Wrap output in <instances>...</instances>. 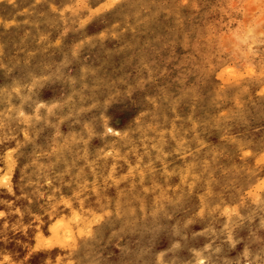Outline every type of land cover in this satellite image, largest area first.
I'll return each mask as SVG.
<instances>
[{"label":"rangeland","instance_id":"1","mask_svg":"<svg viewBox=\"0 0 264 264\" xmlns=\"http://www.w3.org/2000/svg\"><path fill=\"white\" fill-rule=\"evenodd\" d=\"M203 263L264 264V0H0V264Z\"/></svg>","mask_w":264,"mask_h":264},{"label":"bare ground","instance_id":"2","mask_svg":"<svg viewBox=\"0 0 264 264\" xmlns=\"http://www.w3.org/2000/svg\"><path fill=\"white\" fill-rule=\"evenodd\" d=\"M38 117H39V116H38ZM107 128H108V127H107ZM113 132H114V131H113ZM114 133H115V132H114ZM23 134H24V132H23ZM115 134H117V133H115ZM124 134H125V133H124ZM109 152H110V151H109ZM105 154H106V153H105ZM7 155H9V154H7ZM35 155H37V154H35ZM181 156H182V155H181ZM11 162H12V161H11ZM9 163H10V162H9ZM11 167H12V166H11ZM6 175H7V173H6ZM142 175H143V174H142ZM6 177H8V176H6ZM6 177H5V178H6ZM183 179H184V178H183ZM47 181H48V180H47ZM6 182H7V181H6ZM63 201H64V200H63ZM67 202H68V201H67ZM106 212H107V211H106ZM76 214H77V213H76ZM76 214H74V215L76 216V219H77L78 217H77ZM95 214H96V213H95ZM74 215H73V217H74L73 219H75V216H74ZM69 219H70V218H69ZM76 219H75L74 221H76ZM61 220H62V219L60 218L59 221H61ZM78 220H79V219H78ZM80 220H81V219H80ZM76 222H77V221H76ZM63 223H64V221H63ZM63 223H61V224L63 225ZM84 223H85V222H84ZM61 224H60V223H59V224L57 223V225H55V223H54L53 225H55L54 228H55V227L57 228L58 225L60 226V227L58 226L60 229H63L64 227H65V229L67 228V226H65V224H64L63 226H62ZM76 224H77V223H76ZM87 224H88V223H87ZM61 226H62L63 228H61ZM79 226H80V225H79ZM82 226H83V225H82ZM52 228H53V227H52ZM54 228L52 229V231L54 230ZM79 228H80V231H79V232H81V229H82V228H81V227H79ZM79 228H78V229H79ZM65 229H63V230L65 231L66 234H68L67 236L70 237V236H71V235H69V234H71V233H69V232H70V231H69L70 229H69V230H67V229L65 230ZM57 230L59 231L58 228H57ZM63 230H62V231H63ZM55 231H56V230H54V233H55ZM58 231H56V233H57ZM62 231H61V234L64 235V232H62ZM88 232H89V228H88ZM40 233H41V232H40ZM56 233H55V235H54L55 237H56L57 235H59V234L56 235ZM82 233H83V232H82ZM84 233H85V232H84ZM85 234H86V233H85ZM37 235H38V234H37ZM52 235H53V234H52ZM54 236H53V237H54ZM64 236H65V235H64ZM64 236H61V239H60V240L57 239V240H59V243H60L61 241H65V243L68 241V242H67V244H68L69 241H70V239L73 238L72 236H71L72 238L70 237V239L67 237V239H69V240H67V239H65V238H66V237H65V238H63V239H65V240H63L62 237H64ZM56 238H58V236H57ZM49 239L51 240V238H48V239L46 238L47 241H49ZM54 240H55V239H54ZM54 240H53V241H54ZM57 240H56V241H57ZM43 242L47 243L46 241H43ZM57 242H58V241H57ZM73 242H74V239H73ZM45 243H44V244H45ZM49 244H51V241H49L48 245H49ZM62 244H63V243H62ZM48 245H46V246H48ZM69 245H70V244H69ZM49 246H50V245H49ZM68 247H69V246H68ZM71 247H72V246H71ZM196 253H197V252H196ZM245 256H246V255H245ZM201 257H202V256H201ZM199 260H200V259H199ZM201 260H202V259H201ZM69 263H71V261H70ZM203 264H204V263H203Z\"/></svg>","mask_w":264,"mask_h":264}]
</instances>
